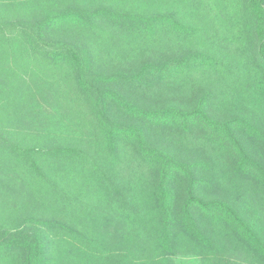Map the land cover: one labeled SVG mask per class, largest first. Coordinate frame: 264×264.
Returning <instances> with one entry per match:
<instances>
[{
  "label": "trees",
  "instance_id": "obj_1",
  "mask_svg": "<svg viewBox=\"0 0 264 264\" xmlns=\"http://www.w3.org/2000/svg\"><path fill=\"white\" fill-rule=\"evenodd\" d=\"M4 1L0 121L50 93L83 136L0 123V264H264V0Z\"/></svg>",
  "mask_w": 264,
  "mask_h": 264
},
{
  "label": "rangeland",
  "instance_id": "obj_2",
  "mask_svg": "<svg viewBox=\"0 0 264 264\" xmlns=\"http://www.w3.org/2000/svg\"><path fill=\"white\" fill-rule=\"evenodd\" d=\"M3 3H5V1L1 0L0 5ZM4 8L5 6H1L0 10L4 11ZM15 11L14 6H11V9L7 8L4 12L9 14V16L5 14L7 16L6 20H14L15 22H18L20 18L25 19L24 17L13 15ZM206 44L215 47L214 42L211 40H209V43ZM32 68L35 70L37 67L33 65ZM23 74L24 72H22V75ZM48 96L47 94L43 95V97L40 95L37 96L40 106L36 112L31 111L29 113V111H26L22 115L14 114L13 116L11 114L12 112L8 111L6 106L2 107V109H6L8 113L5 114L4 120L0 121V123L3 125L1 131L4 133L6 132V134L12 133V137L14 136L13 139L24 140L25 143H37L44 145L46 143L54 144L55 142L65 140L71 142H81L83 130L79 121L70 117H65L63 120H61L62 110L58 111V115H56V106H58V104L57 102L52 101ZM21 170L22 169L16 166L14 162L9 165L7 158H5L4 154L0 152V175H3L1 179L3 178V181L7 184L10 180H12V192H14L15 195L18 193V191L15 190L16 186L14 183L18 184V173L21 172ZM90 190L91 189L84 190L86 192H83V194L89 196V194H91ZM94 199L96 200L97 198L94 197L93 194L91 200ZM84 200L88 199L84 197ZM16 207L18 208V202L16 199H13V197L6 196L5 198H0V215L10 212L11 209H15ZM109 229H117L118 231V227L116 228V225L109 226ZM228 253L231 260L236 264H262L256 263L252 254H245L243 251L233 249L231 246H227V249L225 248L222 253L218 254V256L215 255L216 260L221 256H227ZM172 260L176 264L207 263V258L200 253L184 250L181 253L173 256Z\"/></svg>",
  "mask_w": 264,
  "mask_h": 264
}]
</instances>
